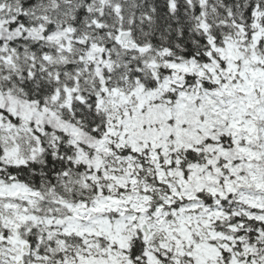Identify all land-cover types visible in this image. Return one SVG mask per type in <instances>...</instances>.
I'll return each mask as SVG.
<instances>
[{
    "label": "snow or ice",
    "instance_id": "6c2138e0",
    "mask_svg": "<svg viewBox=\"0 0 264 264\" xmlns=\"http://www.w3.org/2000/svg\"><path fill=\"white\" fill-rule=\"evenodd\" d=\"M0 264H264V0H0Z\"/></svg>",
    "mask_w": 264,
    "mask_h": 264
}]
</instances>
